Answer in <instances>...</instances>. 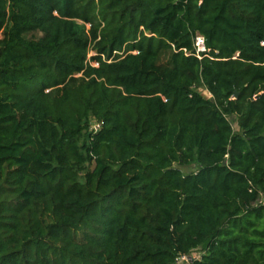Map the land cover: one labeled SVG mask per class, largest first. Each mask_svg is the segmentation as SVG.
I'll return each mask as SVG.
<instances>
[{
	"label": "trees",
	"instance_id": "1",
	"mask_svg": "<svg viewBox=\"0 0 264 264\" xmlns=\"http://www.w3.org/2000/svg\"><path fill=\"white\" fill-rule=\"evenodd\" d=\"M198 250L264 264V0H0V264Z\"/></svg>",
	"mask_w": 264,
	"mask_h": 264
},
{
	"label": "built area",
	"instance_id": "2",
	"mask_svg": "<svg viewBox=\"0 0 264 264\" xmlns=\"http://www.w3.org/2000/svg\"><path fill=\"white\" fill-rule=\"evenodd\" d=\"M195 47L196 53L199 58H201V54L207 52V48L205 46V38L201 35H197L195 38ZM101 128L100 124H95L93 130L97 131ZM203 251H193L185 254H178L175 258L174 264H196L201 261L203 258Z\"/></svg>",
	"mask_w": 264,
	"mask_h": 264
},
{
	"label": "rangeland",
	"instance_id": "3",
	"mask_svg": "<svg viewBox=\"0 0 264 264\" xmlns=\"http://www.w3.org/2000/svg\"><path fill=\"white\" fill-rule=\"evenodd\" d=\"M92 55H93V54H90V57H91ZM93 65L97 66L96 63H93ZM202 93H203L207 98H210V97H211V95H210L209 92H207V91L202 90ZM95 124H97V123H95ZM95 124H94V123L92 124V129H93V127L95 126ZM233 127H234L235 130H238V126H237V124L234 122V120H233ZM194 170H195V168H192V169H190L189 171L185 170V172H186V171H187V172H192V171H194Z\"/></svg>",
	"mask_w": 264,
	"mask_h": 264
}]
</instances>
